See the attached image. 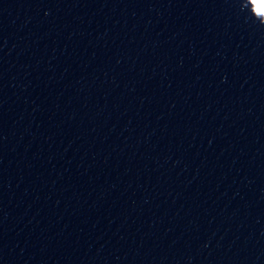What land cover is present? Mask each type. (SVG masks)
Segmentation results:
<instances>
[{"label": "snow or ice", "instance_id": "1", "mask_svg": "<svg viewBox=\"0 0 264 264\" xmlns=\"http://www.w3.org/2000/svg\"><path fill=\"white\" fill-rule=\"evenodd\" d=\"M254 3H256L257 10L264 14V0H254Z\"/></svg>", "mask_w": 264, "mask_h": 264}]
</instances>
